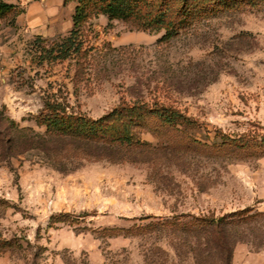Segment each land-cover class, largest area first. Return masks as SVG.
I'll use <instances>...</instances> for the list:
<instances>
[{"label": "rangeland", "instance_id": "obj_1", "mask_svg": "<svg viewBox=\"0 0 264 264\" xmlns=\"http://www.w3.org/2000/svg\"><path fill=\"white\" fill-rule=\"evenodd\" d=\"M8 1L21 13L14 23L0 20V138L26 127L44 132L37 116L49 93L93 118L123 98H157L190 123L148 120L150 162L91 161L70 172L47 165L36 148L17 155L24 148L0 141V240L9 243L0 264H193L179 261L159 233L120 229L148 215L264 212V0L214 7L168 44L157 43L163 31H131L117 20L108 27L101 15L86 72L40 50L69 34V8L53 17L62 26L50 34L56 24L35 25L30 14L44 0ZM228 137L251 146L224 145ZM260 223L261 235L238 243L232 264H264Z\"/></svg>", "mask_w": 264, "mask_h": 264}, {"label": "trees", "instance_id": "obj_2", "mask_svg": "<svg viewBox=\"0 0 264 264\" xmlns=\"http://www.w3.org/2000/svg\"><path fill=\"white\" fill-rule=\"evenodd\" d=\"M69 1L76 3L69 34L39 46L45 58L72 59L86 72L93 61L90 40L95 33L94 21L101 15L108 17V27L117 20L131 31L151 34L163 31L157 43L168 44L213 12L214 7L240 0H65ZM20 13L14 3L0 0V20L11 16L14 23ZM106 47L111 48V45L107 43ZM150 119L168 127L190 123L180 108L157 98L153 101L123 98L106 114L93 118L70 110L56 93H49L37 116L38 124L46 128L44 132H37L32 127L20 128L15 135L3 136L0 141L10 150L24 148L16 151L17 155L36 148L43 162L61 172H70L91 161L150 162L154 160L150 152L152 145L142 137ZM226 143L236 149L251 146L242 138L228 137L224 140V145ZM141 220L146 222L120 231L127 235L159 233L160 237L170 240L169 244L181 262L232 264L236 245L251 242L248 234L256 238L261 235L262 228L256 225L261 222L264 226V212L244 208L221 215L214 212L159 218L148 215ZM8 244L0 240V247Z\"/></svg>", "mask_w": 264, "mask_h": 264}, {"label": "crops", "instance_id": "obj_3", "mask_svg": "<svg viewBox=\"0 0 264 264\" xmlns=\"http://www.w3.org/2000/svg\"><path fill=\"white\" fill-rule=\"evenodd\" d=\"M67 2L65 0H44L42 3H37L33 6V9L30 10V14H33L34 16V24L40 25L45 23L46 21H49L55 25V29H47V32L50 34L57 33L58 31H61V24L60 20L57 18H53L55 15L63 13L65 8H69L70 11V21H69V27L73 25L72 21V15L76 6V3L74 1H69V4L65 6ZM67 26V27H68ZM236 256V255H235Z\"/></svg>", "mask_w": 264, "mask_h": 264}]
</instances>
